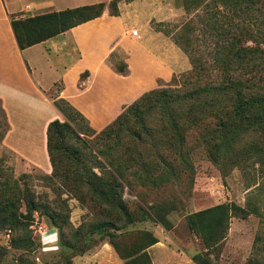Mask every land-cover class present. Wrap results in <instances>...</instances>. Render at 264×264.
Returning a JSON list of instances; mask_svg holds the SVG:
<instances>
[{
	"label": "trees",
	"instance_id": "1",
	"mask_svg": "<svg viewBox=\"0 0 264 264\" xmlns=\"http://www.w3.org/2000/svg\"><path fill=\"white\" fill-rule=\"evenodd\" d=\"M121 0L99 1L60 11H51L12 19V28L20 49L52 38L81 23L100 17L106 6L112 15H119ZM132 1V0H129ZM218 0H215V3ZM223 9L214 4L212 10L197 14L203 26L197 28L193 20L174 36L186 53L192 69L169 82L142 93L125 106L107 126L96 131L88 118L65 98L55 96L54 102L66 120L55 119L48 125V151L53 166L50 179L61 180L65 188L81 199L103 207L110 218L88 220L77 229L85 240L94 233L111 237L110 241L125 264H153L148 248L159 238L149 230H130L137 220L159 219L168 226L161 211L152 213L145 208L137 215L123 198V188L134 191L135 185L159 188L180 178L183 172L195 169L194 153L201 151L223 171L230 166L244 167L252 163L264 166V0H219ZM185 8L203 7L204 0H190ZM211 46L209 58L199 55L194 46L199 35ZM196 35V36H195ZM116 53V52H115ZM109 61L116 71L125 74V60ZM88 71L82 73L86 78ZM0 131L2 140L7 129L5 110L0 101ZM84 123L80 132L97 133L102 142L101 155L78 152L77 161L84 170L72 177L59 167L55 150L63 147L65 135L78 134L73 121ZM88 155V156H87ZM96 162H92V160ZM92 162L95 168H87ZM86 168V169H85ZM99 171V172H98ZM14 183L8 177L0 159V232L11 231V244L16 249L29 250L32 244L31 218L38 208L27 196L26 212L21 198H14ZM245 207L220 203L187 215L191 231L198 234L207 248H215L226 237L232 216L245 217ZM164 214V213H163ZM52 224L59 225L61 216L48 214ZM124 229L117 233L115 230ZM134 233L137 239L122 245L120 238ZM61 238L59 239V244ZM70 245V242H62ZM8 249L0 245V264ZM198 264H213L210 258L196 254ZM251 264H264L257 256Z\"/></svg>",
	"mask_w": 264,
	"mask_h": 264
},
{
	"label": "rangeland",
	"instance_id": "2",
	"mask_svg": "<svg viewBox=\"0 0 264 264\" xmlns=\"http://www.w3.org/2000/svg\"><path fill=\"white\" fill-rule=\"evenodd\" d=\"M82 1L87 3L92 0ZM186 2L191 3L190 0H142L143 9L148 14L147 20L143 22L146 42L151 43V46L158 44L172 61L174 54L169 52L170 41L184 52L183 68L174 73L176 76L191 71L192 63L188 53L176 43L174 36L182 33L183 25L189 20H193L197 28L202 27L203 23L198 21L197 14L202 15L215 9L214 4L223 9L219 0L216 3L215 0H204L203 7H194L188 11L185 8ZM195 34L200 38L194 42V46L199 48V55L204 59L209 58L211 46L204 43L200 29H196ZM113 59L123 58L116 52ZM59 88L60 84L50 95L55 97ZM0 116L5 122L1 112ZM63 118L61 121L66 120L65 115ZM3 122L0 131L5 128ZM88 122L90 124L89 119ZM88 122L80 119L73 121L78 134H66L63 147L55 150L59 167L72 177L84 170L77 161L76 153H87L92 158L93 155H101L99 150L103 145L97 133L86 135L79 131L81 125L84 123L85 126ZM0 159L11 183L16 186L9 192H14V198H21V210L26 212L27 196L38 205L31 217L33 245L29 250L12 246L11 231L0 232V245L8 249L3 264H125L113 247L111 237L94 233L91 239L85 240L82 234L76 236L77 229L85 221L110 218L102 206L82 201L71 194L61 180L49 178L52 172L45 173L35 166H28V170L22 172L17 171L14 155L10 151H5ZM193 159L194 171L181 173L180 178L172 183L159 188L136 184L134 191L128 187L123 188L124 201L137 215H142L140 213L145 208L152 213L161 211L166 216L168 226L157 218H144L128 225L130 230H135L133 232L149 230L159 238L158 243L148 248L153 264H198L194 260L196 254L210 258L213 264H251V259L256 256L264 261V166L252 163L244 167L230 166L223 171L220 165L201 151L194 153ZM92 162L96 161L93 159ZM92 162L86 165L87 168L97 169L96 165L92 166ZM230 202L239 204L250 212L245 217L232 216L226 237L215 248H207L202 238L188 227L187 215ZM50 211L61 216L58 226L52 224L48 217ZM115 231L122 233L124 229ZM120 239L122 245L130 246L137 237L134 233H127ZM62 242H70L72 246L62 245Z\"/></svg>",
	"mask_w": 264,
	"mask_h": 264
},
{
	"label": "crops",
	"instance_id": "3",
	"mask_svg": "<svg viewBox=\"0 0 264 264\" xmlns=\"http://www.w3.org/2000/svg\"><path fill=\"white\" fill-rule=\"evenodd\" d=\"M95 2L99 0H0V101L8 123L0 155L12 152L19 172L28 166L45 173L53 170L47 130L51 121L64 119L50 95L58 84L56 96L72 103L101 130L125 106L157 87L159 80L169 81L183 68L184 52L175 43H168L169 52L174 54L172 61L158 44L146 42L143 22L148 14L142 0L120 2L119 15L105 9L100 17L19 48L13 18ZM115 52L128 64L125 74L109 61ZM86 71L89 74L82 78Z\"/></svg>",
	"mask_w": 264,
	"mask_h": 264
},
{
	"label": "built area",
	"instance_id": "4",
	"mask_svg": "<svg viewBox=\"0 0 264 264\" xmlns=\"http://www.w3.org/2000/svg\"><path fill=\"white\" fill-rule=\"evenodd\" d=\"M134 32H136V30L134 31ZM56 234V233H55ZM57 235V234H56Z\"/></svg>",
	"mask_w": 264,
	"mask_h": 264
}]
</instances>
